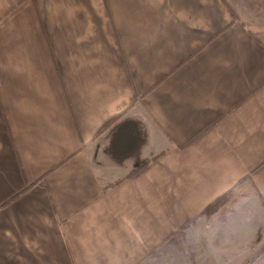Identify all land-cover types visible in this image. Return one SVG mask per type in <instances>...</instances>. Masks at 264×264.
Returning <instances> with one entry per match:
<instances>
[{
	"label": "crops",
	"instance_id": "0c3cea01",
	"mask_svg": "<svg viewBox=\"0 0 264 264\" xmlns=\"http://www.w3.org/2000/svg\"><path fill=\"white\" fill-rule=\"evenodd\" d=\"M262 219L264 0H0V264H261Z\"/></svg>",
	"mask_w": 264,
	"mask_h": 264
},
{
	"label": "rangeland",
	"instance_id": "374dc122",
	"mask_svg": "<svg viewBox=\"0 0 264 264\" xmlns=\"http://www.w3.org/2000/svg\"><path fill=\"white\" fill-rule=\"evenodd\" d=\"M256 220H259V219H256ZM262 222H263V224H264V221H263V219L261 220ZM262 249H264V246H262ZM216 259V258H215ZM215 259H214V261H213V263L212 264H217L216 262H215ZM257 263H259L260 261H261V264H264V255L263 256H261V257H257Z\"/></svg>",
	"mask_w": 264,
	"mask_h": 264
}]
</instances>
